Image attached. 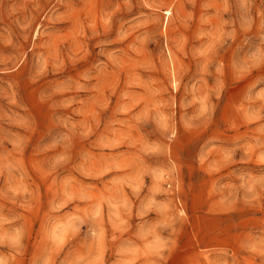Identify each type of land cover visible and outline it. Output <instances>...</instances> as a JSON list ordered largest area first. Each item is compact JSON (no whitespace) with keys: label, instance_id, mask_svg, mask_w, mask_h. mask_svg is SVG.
Masks as SVG:
<instances>
[{"label":"rangeland","instance_id":"1","mask_svg":"<svg viewBox=\"0 0 264 264\" xmlns=\"http://www.w3.org/2000/svg\"><path fill=\"white\" fill-rule=\"evenodd\" d=\"M0 264H264V0H0Z\"/></svg>","mask_w":264,"mask_h":264}]
</instances>
